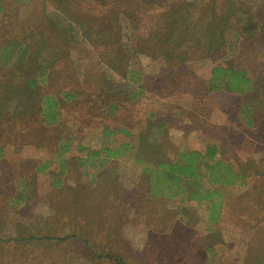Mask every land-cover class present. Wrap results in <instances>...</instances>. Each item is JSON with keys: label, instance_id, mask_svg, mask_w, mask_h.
<instances>
[{"label": "rangeland", "instance_id": "obj_1", "mask_svg": "<svg viewBox=\"0 0 264 264\" xmlns=\"http://www.w3.org/2000/svg\"><path fill=\"white\" fill-rule=\"evenodd\" d=\"M129 9L137 15L117 14ZM81 17L104 36L89 41ZM218 66L246 71L254 91L209 93ZM45 98L56 122L44 118ZM187 116L192 137L230 141L245 177L221 189L229 209L215 224L208 201L151 198L131 152L109 164L87 158L135 143L160 159L156 122L175 148ZM0 148V264H264V0H0ZM120 186L140 201L102 223L92 205L120 197ZM75 198L89 210L70 209ZM30 236L64 241L11 243Z\"/></svg>", "mask_w": 264, "mask_h": 264}, {"label": "trees", "instance_id": "obj_2", "mask_svg": "<svg viewBox=\"0 0 264 264\" xmlns=\"http://www.w3.org/2000/svg\"><path fill=\"white\" fill-rule=\"evenodd\" d=\"M78 7V12L81 14L80 8L81 5H75ZM121 7V6H120ZM98 10L95 6L91 7L87 14L94 13ZM114 15L115 13L112 12ZM119 16L125 14V16H135L137 15L134 11L128 10L124 13L123 10L120 13H117ZM175 16V15H174ZM177 24H181L182 21L180 19L181 16H176ZM89 17H86L85 20L81 18L74 19V21L82 22L80 26V30L82 31L83 36H85L89 41L95 43L94 36L97 35L98 38L104 36V31H101L103 27H94L90 21L87 20ZM115 18V17H114ZM104 22L105 20L102 19ZM227 43H222L219 46L221 50L226 49ZM180 58V57H179ZM179 58L177 60H179ZM129 78V81L133 84L143 82L142 75H138L137 73H133L130 71L126 72ZM206 87L209 93H226L232 95L239 96H247L254 91V84L248 78L247 72L233 68V67H215L212 71L211 77L206 82ZM143 89V87H141ZM68 96V95H66ZM136 97V95H135ZM50 100L48 98L44 99V118L49 122H56L59 113L56 111V104L52 101L51 104H48L49 107L54 109V115L48 114L46 108V102ZM159 126V125H158ZM157 126V127H158ZM124 132V131H123ZM125 134H129L128 132H124ZM156 135H152V138L155 140ZM156 142V141H155ZM66 153V150L64 151ZM127 152H131L134 154V164L135 166H140L141 176L142 178H147V183L149 185V194L151 198H167L174 199L176 197H189V200L192 199H200L202 201H208L209 207V219L211 223L215 224L220 219V215L222 213V198L223 194L216 188H210L209 186H217V185H240L244 186L246 184L245 177L242 175V172L236 170L233 171L231 167L227 165V163L223 159H217L218 157V149L215 147H208L205 153H201L198 151H190L187 148H183L181 152L177 155L175 160H171L167 158L165 155H160V159H150L147 160L148 154L145 153L140 148L135 147V143L133 144H125L120 145L116 150L114 149H104L101 151H89L87 158L90 162L91 160L101 159L106 164L114 162L119 159L121 156L127 154ZM2 156V149L0 148V157ZM87 163V161H85ZM40 170V169H39ZM203 170H205L203 172ZM114 174L117 175L119 173L118 169L113 170ZM207 180L204 182L203 179ZM117 179H112L110 184H117ZM57 184V183H56ZM121 187V186H120ZM119 187V188H120ZM121 187V191H124L120 197H116L110 200L108 197H104L106 204L103 206L101 204L94 203L92 205V213L97 216V220L105 222V216L109 214L115 216V218L123 221L125 216L128 215V212L131 211L136 201H140V199L128 197L127 194L140 193V190L136 188L126 189L125 187ZM191 190V191H190ZM126 194V195H125ZM76 198L74 199V201ZM151 200V199H150ZM55 215H61L64 212L63 204L60 203L52 207ZM70 209L76 211H84L89 210L88 202L80 203L79 201L72 202V207ZM95 219L93 217L88 219V224L85 223L84 226L90 228L93 226ZM80 226V224H76V227ZM83 226V227H84ZM102 226V224H101ZM21 228L22 225H19ZM85 228V227H84ZM25 235H27V228H24ZM114 232V230H112ZM81 235L78 237L82 243L87 246H91L86 237V230L80 228ZM112 235V234H111ZM92 237H95L94 234ZM54 239V238H53ZM54 241V243L61 244L64 240L60 239H49V238H38L35 236L25 237L24 239L16 238L11 243L21 245L22 243H49Z\"/></svg>", "mask_w": 264, "mask_h": 264}, {"label": "crops", "instance_id": "obj_3", "mask_svg": "<svg viewBox=\"0 0 264 264\" xmlns=\"http://www.w3.org/2000/svg\"><path fill=\"white\" fill-rule=\"evenodd\" d=\"M157 113L156 111H151L150 115L153 117L154 114ZM180 124H181V127L180 128H177L176 130L179 132V135L173 137L174 139H171L172 142L175 144V148L173 147L172 143L170 142L168 136L165 134L167 133V125H166V128L163 126L164 123H161L160 121H157L156 123H160V125L158 126L159 128V138H158V141L159 139L161 138H164V142H167L166 143V148L164 149V153H165V156L171 160H175L177 157V155L181 152V150L183 148H189L188 150L190 151H198V152H201V153H205L207 148L212 146V147H215L218 149V158L217 159H223V158H226L224 156V153L226 151L227 153V160L223 159L227 165L229 167H231L233 169V171H236V167H235V156L233 155V151L230 152L229 150V145H230V141H226V143H228L227 145L224 144L225 142V139H223V135H219L216 136L217 138L215 140H213V138L211 139V141L209 140V144H207L208 141H205L206 140V137L204 135V138L205 140H202V137H200L199 139L198 138H194L192 137V133L193 131L190 133L189 132V128H192V127H198L196 126V124H192V122L190 121L191 118H189L188 116L186 118H180ZM223 128V126H220V129ZM124 132H127V131H124ZM219 132V130H218ZM165 133V134H164ZM164 134V136H163ZM203 138V139H204ZM205 141V143H204ZM160 142V141H159ZM214 142V143H213ZM212 143V144H211ZM202 144H205V145H202ZM211 144V145H210ZM230 153L232 154L231 156V159L229 158L230 157ZM115 161H118L115 160ZM246 185V184H245ZM244 185V186H245ZM235 187V185H226V186H221V185H217V186H213V189L216 188L221 192V189H231ZM222 202H223V206H222V213H221V218L223 216L224 213H226V209L228 211L229 209V201H230V198L227 199V198H222Z\"/></svg>", "mask_w": 264, "mask_h": 264}]
</instances>
